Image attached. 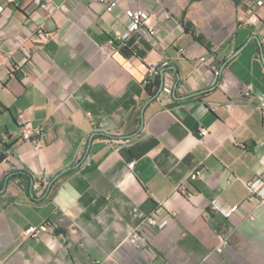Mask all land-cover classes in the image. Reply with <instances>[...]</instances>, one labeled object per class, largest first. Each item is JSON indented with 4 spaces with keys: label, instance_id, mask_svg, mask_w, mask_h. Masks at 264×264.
<instances>
[{
    "label": "crops",
    "instance_id": "1",
    "mask_svg": "<svg viewBox=\"0 0 264 264\" xmlns=\"http://www.w3.org/2000/svg\"><path fill=\"white\" fill-rule=\"evenodd\" d=\"M50 1L69 10L0 0V264H264V204L247 186L264 181V5ZM138 9L156 34L117 40ZM166 61L172 93L152 97L144 82ZM20 171L32 189L8 181ZM213 199L241 208L224 219ZM48 221L52 246L24 234ZM137 229L141 247L126 242Z\"/></svg>",
    "mask_w": 264,
    "mask_h": 264
},
{
    "label": "built area",
    "instance_id": "2",
    "mask_svg": "<svg viewBox=\"0 0 264 264\" xmlns=\"http://www.w3.org/2000/svg\"><path fill=\"white\" fill-rule=\"evenodd\" d=\"M15 1V0H12ZM34 4H36L41 10H62L68 11L69 8L67 5H55L50 0H32ZM105 1V0H102ZM118 3L116 0L107 4L106 10L108 13H111L116 7ZM257 6H263L264 0H256ZM4 11V7L0 4V13ZM128 18L132 21L131 27L125 33H118L117 40L119 41H127L134 33H138L143 37H150L156 34V29L150 25V15L147 11L143 9L138 10H128L127 11ZM201 61H206V58H201ZM169 66V62L164 63H155L150 68V76L144 82L145 86L151 85L152 81L159 77L164 69ZM216 76H221V71L217 69L215 71ZM164 92L167 94L172 93V87H164ZM17 125L21 132V137L24 141H31L35 143V147L37 150H41L44 146L45 140V132L41 128L34 127L31 122L26 119L24 114L19 113L17 118ZM202 136L208 135L209 131L207 129H201L200 131ZM135 166V162L129 164V169H133ZM203 176V171L198 170L193 173L192 178L197 179ZM251 198L258 199L260 204H264V181L262 179H256L255 181L247 184ZM241 206L240 205H228L222 203L219 199H213L210 202V210L221 216L224 219H231L237 212H239ZM148 224L157 227L159 229H164L168 221L163 220L159 221L154 217H150L147 220ZM51 222L48 221L39 227L31 226L27 228L24 234L27 237L33 239H42V237L47 236V241L50 246L55 243V236L50 232ZM126 242L134 247H141L146 243V238L141 233L140 229L135 230L126 240ZM230 246V239L224 234L218 235V244L216 246V253H223L226 248ZM202 264H207L206 262Z\"/></svg>",
    "mask_w": 264,
    "mask_h": 264
},
{
    "label": "trees",
    "instance_id": "3",
    "mask_svg": "<svg viewBox=\"0 0 264 264\" xmlns=\"http://www.w3.org/2000/svg\"><path fill=\"white\" fill-rule=\"evenodd\" d=\"M167 69L168 67L165 68V70ZM160 88H161V75L152 81L151 85L147 87V90L150 96L155 97L157 93L159 92ZM7 179L8 181L20 180V182H23L24 184V185L22 184L23 187L27 189H32L36 181L33 175L28 171L14 172L11 175H9ZM6 183H7V180H4L2 184H0V195L3 192V189Z\"/></svg>",
    "mask_w": 264,
    "mask_h": 264
},
{
    "label": "water",
    "instance_id": "4",
    "mask_svg": "<svg viewBox=\"0 0 264 264\" xmlns=\"http://www.w3.org/2000/svg\"><path fill=\"white\" fill-rule=\"evenodd\" d=\"M165 85V72H162V82H161V90L164 88ZM69 169L64 170L61 174H59L57 177L62 175L63 173L67 172Z\"/></svg>",
    "mask_w": 264,
    "mask_h": 264
}]
</instances>
